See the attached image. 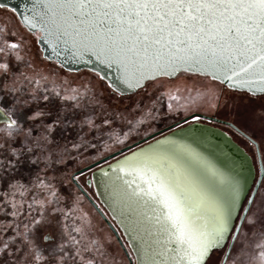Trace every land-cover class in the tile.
<instances>
[{"label":"snow or ice","instance_id":"obj_1","mask_svg":"<svg viewBox=\"0 0 264 264\" xmlns=\"http://www.w3.org/2000/svg\"><path fill=\"white\" fill-rule=\"evenodd\" d=\"M32 4L22 19L32 35L43 33L38 43L57 56L63 48L116 67L122 91L188 74L264 100V0ZM0 10H10L4 0ZM15 36L0 29V229L11 228L4 221L12 217L23 230L7 236L0 231V264H107L110 245L59 206L48 178L49 169L56 171L60 141L95 122L85 118L79 90L68 95L67 89H50L48 77L36 80L21 71L30 62L21 54L25 38ZM129 151L101 169L114 219L129 238L121 250L135 245L126 253L129 264H220L227 241L242 231L238 223L248 221L239 185L195 149L167 137ZM258 239L264 264V236Z\"/></svg>","mask_w":264,"mask_h":264},{"label":"rangeland","instance_id":"obj_2","mask_svg":"<svg viewBox=\"0 0 264 264\" xmlns=\"http://www.w3.org/2000/svg\"><path fill=\"white\" fill-rule=\"evenodd\" d=\"M0 29L15 33V39L25 38L22 41L21 54L25 61L30 63L29 66L21 68L22 72L33 76L36 80H40L41 76L48 77L46 83L50 89L57 91L67 89L68 95H73L71 89H77L84 97L82 104L86 107L82 111L86 119L90 118L95 123L91 127L85 124L84 129L78 134L70 133L68 139L60 141V148L55 150L59 155V160L55 165L56 171L49 169L48 178L54 183L60 196L59 206L68 211L70 215L83 218L85 224H90L95 238L110 245L111 258L107 264H124L125 258L121 254H116L114 257L111 245L116 244L115 236L104 226L101 215L99 213L97 215L78 194L71 181V175L75 170L107 155L115 148V145L130 144L196 109H200L203 113L223 115L220 106L224 101H228L227 96H230L229 102L235 110L233 112L235 115L231 116L240 127L254 133V138L259 143L264 167V100H253L251 96L229 92L207 78L191 77L189 79L186 75H180L179 78L170 81H155L146 89H139L131 95H119L111 92L103 84L101 78L89 70L85 69L79 73L68 72L62 69L57 62L44 59L36 48V35L33 36L28 32L8 10H0ZM40 82L45 84L43 80ZM97 93H99V98H97ZM104 120L111 123L101 124ZM117 122L122 123L125 133L119 140L116 139L119 138L116 137V131L107 132L108 130L102 128L104 126L106 129H112ZM112 136H115L112 139L113 144H105L102 141ZM65 147L67 151L64 150ZM249 148L255 157L254 146L251 145ZM87 173L88 171L83 175H77L80 177L77 181L85 189L84 181ZM87 191L106 214L94 194ZM253 200L255 202L250 205V212L246 214L248 221H243L240 227L242 231L238 232V239H235L229 255L231 259L228 258L225 264H259L260 250L256 247V243L261 242L258 238L264 236V178ZM9 222L12 224L11 228L6 231L0 229L5 236L8 232L14 234L16 231L23 230V225L19 220L8 217L4 223L6 225ZM127 252H130L128 248Z\"/></svg>","mask_w":264,"mask_h":264},{"label":"water","instance_id":"obj_3","mask_svg":"<svg viewBox=\"0 0 264 264\" xmlns=\"http://www.w3.org/2000/svg\"><path fill=\"white\" fill-rule=\"evenodd\" d=\"M0 2H3V0H0ZM4 2L8 4V8L16 15L20 23L27 29V27L23 23L22 17L31 15L29 10L33 7L32 0H4ZM36 32L39 33L38 37L43 35V33L40 31ZM37 45L39 46L42 56L45 59L57 62L65 70L76 72L82 69H86L97 74L100 78L102 76L105 77L103 81L107 84L108 87L109 85H111L112 87L109 88L112 91L113 89H115L114 92L118 93L119 95H131L139 90L137 89L122 91V86L119 84V70L116 67H105L97 61L94 55L90 56L87 53H84L82 55H79L77 58L73 56L70 50H64L63 48H61L60 55L57 56L55 53L51 52L49 46L38 42ZM49 56L51 57V59L48 58ZM193 116L194 114H191L166 127L158 129L130 144L119 148L116 151H113L75 170L72 173L71 179L73 176H77L81 173L91 170L89 178L86 180V184L92 187L95 198L97 199L98 203L104 209L109 218L101 210V208L97 205L93 198H91L87 194V192L80 186L77 180L72 179V182L76 185L80 192L84 194L88 201L101 215L103 220L113 232L117 241L119 238L118 243L120 245L122 243L127 244L129 238L122 234V229L118 225L117 219H114L116 214L112 211V208L109 206L110 198L106 187L107 178L103 175L101 169H108L109 164H114L116 162V159H123L121 153H123L124 155H130L131 152L129 151V149H131L132 151H139L140 148L147 147L150 143L154 144L157 140H162L165 137L180 144L188 145L191 148L195 149L197 152L201 153L203 156L207 157L213 164H215V166L222 173L230 177L239 185V206L247 208L250 207L251 204H247L246 201L248 199H254L264 175V169L258 152L257 143L252 140L257 149V158L259 166L258 175H256L257 171L251 155L241 145H239L228 132L224 131L223 129L217 126L202 123L199 121H193L178 126ZM208 118L222 122L221 120L215 118ZM225 123L238 130V128L232 123ZM77 185H79V187ZM237 214L240 213L238 212ZM246 214L247 213H244V215ZM234 223H236L235 218ZM242 223L243 221L239 222L238 227H241ZM237 234L238 233H235L236 236ZM233 241L234 240H230V244H228L227 246L221 264H224L226 262ZM133 247H135L134 244L127 246L130 252L132 251ZM124 251L125 253H128L126 247L124 248ZM131 260L135 262L136 256L133 255L131 257Z\"/></svg>","mask_w":264,"mask_h":264},{"label":"flooded vegetation","instance_id":"obj_4","mask_svg":"<svg viewBox=\"0 0 264 264\" xmlns=\"http://www.w3.org/2000/svg\"><path fill=\"white\" fill-rule=\"evenodd\" d=\"M17 21V20H16ZM18 22H20L19 20H18ZM23 26V25H22ZM24 27V26H23ZM25 28V27H24ZM26 29V28H25ZM27 30V29H26ZM29 32V31H28ZM35 35H36V37H38V35H39V33L38 32H35ZM35 35H33V36H35ZM36 44H37V42H36ZM39 47V46H38ZM39 50H40V48H39ZM40 52H41V50H40ZM41 55H42V53H41ZM43 57V56H42ZM44 58V57H43ZM45 59V58H44ZM47 60V59H46ZM47 61H50V60H47ZM61 68L62 69H64L62 66H61ZM65 70V69H64ZM82 70H85V69H82ZM82 70H79V71H76V72H73V73H79V72H81ZM66 71H68V70H66ZM68 72H71V71H68ZM192 77H196V76H192ZM97 95V98H99V93H97L96 94ZM191 114H194V116L193 117H191L190 119H188V120H186V121H184L183 123H181L180 125H178V126H181V125H184V124H186V123H190V122H193V121H199V122H202V123H207V124H210V125H213V126H217V127H219V128H221V129H223L224 131H226V132H228L231 136H232V138L239 144V145H241L250 155H251V157H252V160H253V163H254V165H255V167H256V175H258V173H259V166H258V156H257V149H256V146H255V144H254V142L252 141V140H254L256 143H257V147H258V152H259V155H260V159H261V163H262V166H263V160H262V156H261V151H260V148H259V143H258V141L254 138L255 136L253 135L254 133L253 132H251V131H249V130H247V129H243V127H240L238 124H236V120L235 119H233V116H226V115H215V114H212V113H203L202 111H193V112H191V113H188V114H185V115H183V116H181L179 119H177L176 121H178V120H180V119H182V118H184V117H187V116H189V115H191ZM241 115H243V113H240ZM208 117H211V118H215V119H218V120H221L222 122H219V121H216V120H212V119H209ZM175 121V122H176ZM225 122H230V123H232L233 125H235L237 128H238V130L237 129H235V128H233L232 126H230V125H228V124H226ZM172 123H174V122H172ZM172 123H170V124H172ZM170 124H168V125H170ZM168 125H166V126H168ZM166 126H164V127H166ZM177 126V127H178ZM163 128V127H162ZM161 129V128H160ZM257 136V135H256ZM144 137V136H143ZM142 138V137H141ZM140 139V138H139ZM138 140V139H137ZM251 145H253L254 146V150H255V157L252 155V153H251V151H250V148H249V146H251ZM95 161V160H94ZM93 162V161H92ZM91 163V162H90ZM263 169H264V167H263ZM90 171L91 170H88V173L85 175V181H84V183L86 184V180L89 178V174H90ZM263 178H264V175H263ZM263 178H262V180H263ZM262 180H261V182H262ZM78 182V181H77ZM79 183V182H78ZM80 184V183H79ZM261 184V183H260ZM80 186L82 187V185L80 184ZM89 185H86V189L85 188H83L86 192H87V194L89 195V193H88V189H87V187H88ZM90 187V186H89ZM79 190V189H78ZM84 195V194H83ZM90 196V195H89ZM91 197V196H90ZM92 198V197H91ZM107 217H108V215H107ZM109 218V217H108ZM103 222L106 224V222L103 220ZM107 225V224H106ZM108 226V225H107ZM109 227V226H108ZM110 229V228H109ZM111 230V229H110ZM112 232V231H111ZM113 233V232H112ZM125 244V243H124ZM228 244H230V240L229 241H227V246H228ZM233 244H235V240L233 241V243H232V247H233ZM232 247H231V249H230V252H229V254H228V257H227V259L229 258V255H230V253H231V250H232ZM226 249H227V247L225 248V249H222V251L224 252V254H225V252H226ZM218 255V254H217ZM215 258L216 257H213V260H215ZM223 259V258H222ZM222 259H221V261H220V264H221V262H222ZM226 263V262H225ZM224 263V264H225Z\"/></svg>","mask_w":264,"mask_h":264},{"label":"trees","instance_id":"obj_5","mask_svg":"<svg viewBox=\"0 0 264 264\" xmlns=\"http://www.w3.org/2000/svg\"><path fill=\"white\" fill-rule=\"evenodd\" d=\"M12 15H13V17L18 21V18L16 17V15L11 11V10H8ZM36 48L38 49V52L41 54V52H40V50H39V47H38V45L36 44ZM82 71H84V70H82ZM97 75V74H96ZM184 75H186V76H188V74H184ZM98 76V75H97ZM180 75L178 74V77H179ZM196 77H198V78H204L203 76H196ZM100 78V77H99ZM174 79H177V77H174V78H167V77H162V78H160V79H158V80H156V81H159V80H174ZM207 79H209V80H211L210 78H207ZM103 81V80H102ZM212 81V80H211ZM103 84L105 85V86H107V84L103 81ZM150 84H153V83H149V85ZM218 84V83H217ZM220 85V84H219ZM223 88H225V89H227V91H229V92H232L230 89H228V88H226V87H224L223 85H221ZM108 87V86H107ZM109 88V87H108ZM110 89V88H109ZM111 90V89H110ZM111 92H113V93H116V92H114V91H112L111 90ZM136 93V92H135ZM116 94H118V93H116ZM123 96H125V95H123ZM227 98H228V101H224V103H222L221 104V108H222V112H223V115H226V116H231V115H235L233 112H235V110H233L232 109V103L231 102H229V100H230V96H227ZM235 107V106H234ZM194 111H201L200 109H196V110H194ZM87 117V116H86ZM100 125V124H99ZM103 128V130H108L107 132H109L110 130H112L111 132L112 133H114L115 131H116V137L118 136L119 138H118V140L119 139H121L120 137H122L123 135H125V133H124V127L122 126V123H120V122H117V123H115L114 124V126H112V129H106L104 126L102 127ZM101 128V129H102ZM102 130V131H103ZM99 133V132H98ZM111 133V134H112ZM115 136H112V138H110V139H108V140H102V141H104L105 142V144L106 143H114L113 141L114 140H112L113 138H114ZM117 139V138H116ZM82 141H84L83 139H82ZM123 146H125V145H119V146H116L115 145V148L112 150V151H110L109 153H111V152H113V151H116V150H118L119 148H121V147H123ZM108 153V154H109ZM73 173V172H72ZM71 181H72V179H71ZM73 183V182H72ZM85 184V183H84ZM87 184H85V186H86ZM73 186L77 189V192H78V194L82 197V199H84L88 204H89V206L92 208V210L94 211V212H96L97 213V215H98V212H97V210L94 208V206L88 201V199L80 192V190H78V188L76 187V185L73 183ZM87 189L90 191V192H92V194H94L93 193V189H92V187L90 186H88L87 187ZM102 210V209H101ZM104 223V222H103ZM104 226H106V228H108L109 229V227L104 223ZM109 231H110V233H112L111 232V230L109 229ZM112 235L114 236V234L112 233ZM114 240H115V242H116V244H112L111 245V248H112V250H113V255H114V257L116 256V254H121L124 258H125V261H124V264H128V258L126 257V253H125V251H124V249L123 250H121V245L118 243V241H117V239H116V237L114 238ZM127 249V248H126Z\"/></svg>","mask_w":264,"mask_h":264}]
</instances>
